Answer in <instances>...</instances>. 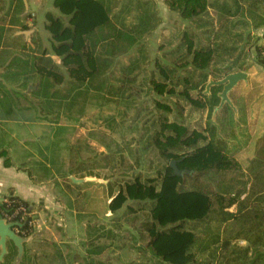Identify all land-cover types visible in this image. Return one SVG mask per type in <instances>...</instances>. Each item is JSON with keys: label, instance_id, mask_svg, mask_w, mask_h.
<instances>
[{"label": "rangeland", "instance_id": "rangeland-1", "mask_svg": "<svg viewBox=\"0 0 264 264\" xmlns=\"http://www.w3.org/2000/svg\"><path fill=\"white\" fill-rule=\"evenodd\" d=\"M23 1L25 7L28 5V10L23 14L27 16V22L24 26H16L17 30L24 31L17 34L16 51L26 58L31 49L24 51L22 43L27 40L44 47L58 64L56 69L65 76L64 82L60 83L64 88L70 77L69 70L62 63L61 56L52 49V33L48 23L50 15L62 16L66 23L68 17L57 8L54 0ZM107 1L113 10V19L132 31L138 40L127 52L113 57L98 77L78 81L75 91L80 92L73 105L56 108L60 111L57 121L54 111L48 119L39 116L31 105L30 100L36 98L29 93L31 88L18 85L15 77L10 81V85L16 88L15 103L20 102L28 107L19 109L18 115L21 117L17 116L15 123L0 115V135L8 132L9 138L0 152L6 161L30 170L34 179L48 187L44 200H29L30 210L27 214L32 217L34 229L25 242L28 255L23 260L24 248L23 255L18 259V251L14 249L11 264H60L62 255L67 264H87L91 258L112 264H165L147 247L149 233L145 221L152 219L149 203L128 199L115 211L109 205L126 180L139 177L142 181L160 186L171 161L161 154L152 140L154 130L159 128L162 113L170 120L184 123L189 131H203L207 137L199 139L197 145L211 138L219 140L224 151L236 159L245 172L241 178H249L248 183L239 182L238 185L248 189L251 184L252 177L247 165L255 155L258 138L264 133V64H257L262 58L257 53V47L253 48L252 41L246 45V51L250 45L249 49L255 52L256 61L245 56L244 69L254 72V76L247 82L249 89L242 88L235 103L239 106L238 100L244 95L249 103L246 112L238 110L236 113L228 102L216 109L220 102L213 98L211 88L206 91V85L210 78H221L218 73L210 75L202 87L200 85L189 90L193 97L205 102L204 106H198L181 92L185 90L182 79L177 80L179 72L188 74L186 69L179 67L182 69L175 72L171 69L183 51L178 54L170 51L183 38L185 31H189L193 38L204 36L206 32L191 27L189 21L167 0ZM197 21L201 22L199 19ZM230 38H235V35ZM241 38L243 41L246 36ZM185 39L188 40L187 37ZM198 39L203 44H208L210 40L204 37L195 40ZM225 63L220 56H216L208 70ZM161 66H167L170 70L166 71L172 76H166ZM197 73L194 75L197 76ZM173 76L174 84L171 82ZM151 78L167 82L175 92H159L158 88L153 87L155 83ZM35 82L36 79L30 77L27 84ZM158 102L168 104L172 110H166ZM243 107L246 109V105ZM58 125L61 127L58 128ZM195 147L186 145L176 150L182 154ZM79 164H82V168L73 171V175L84 178L80 182L86 183L75 186L65 178V173H71ZM87 176L95 179H87ZM203 179L210 180L207 176H203ZM213 184L217 188L216 181ZM185 185L192 187L188 179ZM2 201H5L4 197L0 199ZM231 209H236V204ZM210 222L209 226L199 225L195 229L208 240L218 232L222 236H234L242 227L239 221L222 222L215 219ZM232 240L241 245L249 244L248 240L242 238ZM12 242L9 240L8 244ZM96 243L107 246L99 254L90 253L88 248ZM261 246L264 250V246ZM213 248L199 251L197 256L206 259L211 256ZM260 264H264V257Z\"/></svg>", "mask_w": 264, "mask_h": 264}, {"label": "trees", "instance_id": "trees-1", "mask_svg": "<svg viewBox=\"0 0 264 264\" xmlns=\"http://www.w3.org/2000/svg\"><path fill=\"white\" fill-rule=\"evenodd\" d=\"M54 2L63 15L68 17L66 23L62 16L50 15L48 23L52 33V49L61 56L62 63L69 70L70 77L66 86L63 88L60 85L64 82L65 76L56 69L58 64L55 63L53 56L44 47L34 45L33 40L22 43L23 50L30 48L31 52L27 53L26 58L17 53L15 69L10 73L11 76L14 75L18 85L31 88L29 93L34 94L36 98L28 99L39 116L48 119L55 112L54 118L57 121L60 111L56 108L64 105L72 106L76 95L80 92L75 91L77 82L98 77L105 71L113 57L127 52L138 38L132 31L123 28L113 19V10L107 0H54ZM167 3L172 8L178 9L184 18H192L207 11L209 0H167ZM15 6L16 22L21 23L19 21L21 12L25 10L24 1L18 0ZM22 17L27 18L26 15ZM21 24V26L25 25ZM191 35L189 31L184 32L183 38L170 51L172 54L183 51L182 55L176 58L171 69L174 72L178 69H186L188 74L178 71L177 75V80L182 79L185 85V90L181 92H184L191 102L204 106L205 102L193 97L189 90L200 85L202 87L212 74L218 73L223 76L235 68H244V62L231 61L208 70L215 49L209 44L201 43V39L196 41ZM186 37L188 40L185 39ZM263 46L264 44L256 46L258 54L262 55ZM260 62L264 64L263 56ZM161 69L166 76H172L168 73L170 69L167 66H161ZM195 73L197 76L194 75ZM30 77L35 78L36 82L27 84ZM171 79L174 84V76ZM151 81L155 83L153 87L158 88L161 93L175 92L167 82L154 79ZM221 88L222 85L211 87L213 98L219 102ZM12 96L10 103L15 101V97ZM7 100V97L0 98V102L4 105ZM158 104L166 110H172L168 104L161 102ZM16 106H19V102ZM6 110L11 111V108ZM60 127L58 125V128ZM206 137L203 131L198 129L189 131L184 123L170 120L164 113L160 114L159 128L157 127L152 134L153 143L168 160L177 159L180 168L191 171L176 174L169 161L160 186L154 182L142 181L139 177L126 180L113 195L109 203L110 209L113 211L119 209L128 199H136L142 204L149 203L152 219L145 221L149 233L147 247L165 264H260L264 257L261 246H264V133L258 138L255 155L247 165V171L252 177L248 189L238 185L239 182L248 183L249 178L245 180L241 178L245 172L238 166V161L224 151L219 140L211 138L206 143L197 145L199 139ZM186 145H196V147L190 152L179 154L176 148ZM80 168L82 164H79L77 169L73 168L71 173H65V178L75 186L86 183L74 181L72 178L75 176L73 171ZM29 173L35 178L30 170ZM203 176H207L210 180H204ZM187 179L192 183V187L185 185ZM213 181H216L217 188L214 187ZM245 189L247 193L244 195ZM4 196L10 199V203L0 202V216L5 217L6 212H12L19 205L30 207L29 200L18 194L7 193ZM234 204L236 209L232 210ZM140 206L143 208V205ZM15 219H21V215L19 214ZM215 219L222 222L239 221L242 227L234 236H222L218 232L211 240L202 237L195 230L199 225L209 226L210 221ZM31 220V215L23 219L24 223L20 225L21 234L29 236L32 233L34 228ZM97 237L96 235L95 238ZM234 238L246 239L249 244L241 245L233 242ZM9 246L10 250L0 260V264H11L14 249L18 251V246L14 242L8 244V249ZM106 246L105 243H96L88 250L90 253L99 254ZM211 247H214V251L210 257L201 259L197 256V252ZM26 255L28 254L25 244L23 260ZM60 264H67L63 255ZM87 264H112V262L91 258Z\"/></svg>", "mask_w": 264, "mask_h": 264}, {"label": "crops", "instance_id": "crops-1", "mask_svg": "<svg viewBox=\"0 0 264 264\" xmlns=\"http://www.w3.org/2000/svg\"><path fill=\"white\" fill-rule=\"evenodd\" d=\"M15 4L16 0H5L3 2L0 0V98H8L6 105L0 102V115L2 114L4 119L10 121V123H15L17 116L21 117V115H18L20 114L19 109L23 110L28 107L20 102V107L16 106L14 100L10 103V96H14L16 89L10 85V81L14 78V75L11 76L10 72L15 69L16 65V38L18 33L24 32L22 29L17 30L16 26H21V23L25 24L27 22V18L22 16L28 10L27 5L25 10L21 12L19 21L21 23H17ZM205 16L206 18H204ZM184 19L187 22L189 21L191 27L201 29L202 33L206 32V35L194 38H210L208 44L215 49L214 57L220 56L227 63L231 61L241 63L246 60L245 56H249V59L256 61L255 52L253 53L252 48L249 49L250 45L247 51L245 49L251 41L253 48L264 42V0H209L205 13ZM233 35L237 39L230 38ZM244 35L246 38L241 41V37ZM216 38L229 39L216 40ZM257 64L263 65L261 62ZM248 73V79L241 80L229 91L231 99L233 102L235 101L234 104L237 103L236 99L240 90L242 88L249 89L247 82L252 79L254 72L248 71ZM245 100L247 99L243 95L238 100L240 107L236 104V108L232 106L236 113L238 110L242 113L246 112L249 103ZM243 102L244 104H242ZM244 105H246V109L243 107ZM7 108L12 109L7 111ZM7 134L0 135V149L9 141ZM47 190L48 187L34 179L25 167L18 166L15 163H7L4 154L0 155V199L7 193H14L30 201L44 200Z\"/></svg>", "mask_w": 264, "mask_h": 264}, {"label": "water", "instance_id": "water-1", "mask_svg": "<svg viewBox=\"0 0 264 264\" xmlns=\"http://www.w3.org/2000/svg\"><path fill=\"white\" fill-rule=\"evenodd\" d=\"M248 71L245 69L232 70L227 72L221 78H210L209 82L206 85V91L212 87V85H222V89L219 92L221 96L220 103L217 105L216 109H220L224 106L226 102L230 103L231 106L235 107L233 100L229 95V91L237 85L241 80L248 79ZM170 164L174 168V173L183 174L184 172H190V169L180 168L177 165V159H171ZM74 181L80 182L85 180L82 177H72ZM87 179H95L93 176H87ZM16 225H22V223L17 221H7L6 218L0 216V247L2 251L0 253V259L3 258L5 253L8 251V240H12L15 245L18 246V259L23 255L25 242L29 239V237L19 233L16 229Z\"/></svg>", "mask_w": 264, "mask_h": 264}, {"label": "built area", "instance_id": "built-area-1", "mask_svg": "<svg viewBox=\"0 0 264 264\" xmlns=\"http://www.w3.org/2000/svg\"><path fill=\"white\" fill-rule=\"evenodd\" d=\"M262 56L264 58V46L262 48ZM4 199H5V201H7V202L10 203V199L7 196H4ZM28 211H29L28 206H26V205H19L18 207H16L15 209H13L12 212H6L4 218H6L7 221H17V222H20V223L23 224L24 223L23 222V219H26L29 216L27 214ZM19 214L21 215V219H18V220L15 219V217L18 216ZM15 227H16V229L18 231H20V225H16Z\"/></svg>", "mask_w": 264, "mask_h": 264}]
</instances>
